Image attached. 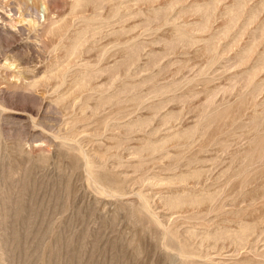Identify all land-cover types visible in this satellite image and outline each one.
I'll return each instance as SVG.
<instances>
[{"label": "rangeland", "instance_id": "rangeland-1", "mask_svg": "<svg viewBox=\"0 0 264 264\" xmlns=\"http://www.w3.org/2000/svg\"><path fill=\"white\" fill-rule=\"evenodd\" d=\"M0 264H264V0H0Z\"/></svg>", "mask_w": 264, "mask_h": 264}]
</instances>
